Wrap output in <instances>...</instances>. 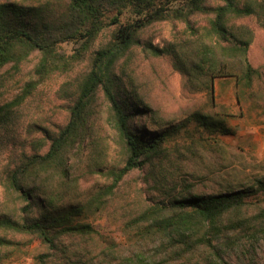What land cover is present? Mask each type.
I'll return each mask as SVG.
<instances>
[{"label": "rangeland", "instance_id": "374dc122", "mask_svg": "<svg viewBox=\"0 0 264 264\" xmlns=\"http://www.w3.org/2000/svg\"><path fill=\"white\" fill-rule=\"evenodd\" d=\"M9 1L15 0H0ZM250 1L258 3L259 14L232 19L231 23L252 33L248 59L259 73L252 88L236 87L238 68L228 64L233 73L226 71L214 79L212 101L201 89L203 79L194 78L186 69L198 41L196 33H203L209 16L198 13L189 19L188 26L166 20L146 28L139 35L140 44L118 63L116 73L127 91L152 111L146 123L143 117L135 116L133 129L147 139L154 134L168 136L159 154L143 160L142 167L124 176L96 213L92 208L84 209L112 183L111 172L121 169L125 160L108 104L98 92L69 153V181L54 205V212L81 208L83 213L74 222L90 223L94 233L89 237H61L54 249L35 236L4 234L14 244L0 248V264H216L218 254L224 264H264V236L249 238L232 231L215 241L212 248L200 246L182 255L181 250L172 248L171 241L144 237L141 227L133 224L134 218L148 208L193 196L249 192V205L242 213L248 218L264 207V192L259 188L264 183V0ZM120 20L127 24L134 16L126 11ZM110 31H104L85 51L78 41L57 45V52L67 58L80 56H75L67 72L54 74L37 86L18 110L7 135L0 131V177L16 157L33 153L31 144L35 147L37 140L47 144L46 137L67 124L90 60L108 41ZM144 45H151V54L143 50ZM155 49L164 53L154 56ZM35 63L32 58L26 64L1 100L12 98L32 80ZM198 116L223 121L227 133H208L198 124ZM59 191L55 189L56 194Z\"/></svg>", "mask_w": 264, "mask_h": 264}, {"label": "trees", "instance_id": "16d2710c", "mask_svg": "<svg viewBox=\"0 0 264 264\" xmlns=\"http://www.w3.org/2000/svg\"><path fill=\"white\" fill-rule=\"evenodd\" d=\"M214 1L210 6L208 2ZM250 0H15L0 2V98L16 84L26 64L35 58L27 82L10 99L0 102V131L7 135L20 107L38 85L52 75L67 72L75 56L69 58L57 52V45L68 41L81 42L84 51L104 31H110L90 60L88 72L78 86V93L69 110V120L53 136L34 142L33 153L22 154L0 177V248L14 243L4 234L35 236L49 249L64 236L89 237L94 230L88 222H74L83 210L67 209L54 212L56 197L69 181V153L81 135L84 115L100 92L108 104L115 130L124 148V165L112 171V183L100 190L84 207L96 213L118 187L122 178L142 167V161L157 156L167 140L166 134L144 137L132 127L135 116L146 123L151 110L128 92L117 75L118 63L134 47L139 35L152 24L176 20L189 25L196 14L209 16L203 33L197 34L192 55L188 57V72L202 78V90L213 101V82L220 74L233 73L230 64L238 68L235 86L251 89L259 73L248 59L252 33L245 27L233 26L232 19L258 15V3ZM54 2V5L52 4ZM177 5V7H174ZM261 10V9H260ZM134 21L122 24L126 12ZM262 12V11H261ZM264 13V11H263ZM109 18V19H108ZM108 20V21H107ZM143 50L151 54V45ZM195 50V51H194ZM164 51L155 49L154 56ZM81 54V53H80ZM183 54V53H181ZM184 56V54H183ZM229 64V65H228ZM228 65V66H227ZM231 66V65H230ZM198 124L208 133H227L223 121L211 116H198ZM151 122V121H150ZM151 126V123L148 124ZM148 135V133H146ZM39 148H45L39 151ZM57 184H60L56 186ZM264 192V183L259 184ZM60 191L56 194L55 189ZM60 193V194H59ZM249 192L238 191L207 197L173 199L163 207L144 210L134 218L141 235L172 242L181 254L196 248H212L213 243L230 232L256 238L264 236V207L248 218L242 215L248 207ZM216 264H224L216 255ZM43 264V263H40ZM207 264H212L208 262Z\"/></svg>", "mask_w": 264, "mask_h": 264}]
</instances>
